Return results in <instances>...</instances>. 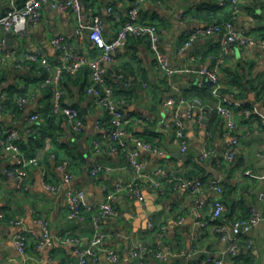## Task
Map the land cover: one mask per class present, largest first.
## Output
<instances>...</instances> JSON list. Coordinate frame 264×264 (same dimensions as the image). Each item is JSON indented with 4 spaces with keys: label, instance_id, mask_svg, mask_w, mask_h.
<instances>
[{
    "label": "crops",
    "instance_id": "obj_1",
    "mask_svg": "<svg viewBox=\"0 0 264 264\" xmlns=\"http://www.w3.org/2000/svg\"><path fill=\"white\" fill-rule=\"evenodd\" d=\"M6 1L0 0V13ZM132 1L81 0L80 18L70 11L44 5L41 20L27 23L23 39L13 32H0V41L4 40L10 49L19 53L41 52L53 66L58 62L51 41L57 36L66 39L70 52L95 57L100 52L89 39V30L81 27L89 26L93 18L99 16L104 25V37L111 40L127 21ZM213 5L218 4L214 0H146L142 8L141 20L156 23L172 66L183 72L167 77L156 67L146 39L133 36L124 48L113 53L115 62L107 67L110 81L114 82L119 75L127 81V84L117 82L116 90L117 95L128 102L129 138H140L162 152L139 150L140 158L146 161V178L139 182L142 200L119 195L116 204L122 217H109L101 223L107 234L104 246L120 253L119 264H135L130 253L136 247L148 251L160 248L167 255L165 261L146 255L148 264H168L170 260H173L172 264H204L207 259L221 257L229 242L221 239L214 225L200 226L193 215L196 211L204 220L208 218L211 202L218 198L207 188L206 184L210 182L224 188L222 221L232 225L237 219L248 218L249 210L255 204L264 210L261 199L264 195V158L259 155L264 154V123L257 118L245 120L236 109L237 136L240 138L237 159L218 166L217 160L228 147L229 134L223 118L211 110L219 104L218 99L209 89L196 86L199 77L194 72L204 66L218 68L222 95L228 103L252 105L264 83V47L256 45L245 49L235 46L221 59L219 38L213 35L201 37L188 49L180 51L188 33L211 23L206 20V15ZM231 9L234 11L231 20L237 27H244L264 40V0H241L237 7L230 5L223 12ZM88 72L87 67L82 68L63 81L65 104L75 107L84 121L83 132L77 134L64 124L62 118L52 115L50 87L43 86L42 75L47 74L45 68L31 63L17 67L11 59L0 62V105L3 107L0 126L5 131L17 130L24 155L27 159H37V164L28 167V175L19 186L5 173L14 165L12 156L0 151V264H21L14 237L23 230L40 234V219L49 222L54 237L66 236L71 240L67 243L55 240L38 254L35 241L31 239L28 252L34 258L27 264H76L74 250L80 241L86 243L94 234L92 215L106 202L107 190L135 180L125 159L103 156L93 150V141L104 140L106 133L96 122L107 120V115L95 106L93 97L87 93ZM168 97L198 100L205 107L201 124L195 116L186 120L189 150L185 154L180 151L174 128L169 125L173 109L165 104ZM23 98L27 100L25 105L20 103ZM32 114L39 117L35 125L29 122ZM203 151L210 155L204 163L207 165L213 160L214 167L220 172L219 180L195 168V158ZM61 161H70L74 174L68 185L61 184V176L56 170ZM95 164L116 170L94 177L90 170ZM157 168L162 171L157 180L165 188L164 195L147 182L155 178ZM201 178L205 180L203 191L192 194L191 186L186 182L194 183ZM44 181L61 185V189L50 192L43 187ZM68 190L83 192V201L93 212L84 213L82 220H69ZM199 201H205L206 205L199 208ZM180 219H183L182 223H179ZM248 238L252 244L248 246V239H244L240 257L231 260V264H264V223ZM97 264L112 263L101 256Z\"/></svg>",
    "mask_w": 264,
    "mask_h": 264
},
{
    "label": "built area",
    "instance_id": "obj_2",
    "mask_svg": "<svg viewBox=\"0 0 264 264\" xmlns=\"http://www.w3.org/2000/svg\"><path fill=\"white\" fill-rule=\"evenodd\" d=\"M219 6L224 7L231 5L237 7L241 0H214ZM146 0H133L128 12V19L123 23L114 38L107 40L104 37V25L101 17L93 18L92 23L87 27L89 30V39L99 50L100 54L90 57L86 53L70 52L68 43L63 36H57L52 39L51 45L57 51V66H53L45 54L38 53H19L10 49L4 40L0 41V62L5 59H11L17 67L26 64H37L45 68L47 74H41L43 77V86L51 88V110L54 116L62 118L64 124L70 127L75 133L80 134L84 130V121L79 111L64 102L63 81L64 75H76L82 68L87 67L88 87L87 93L94 99L95 106L105 111L107 120L97 121V127L105 131L104 140H94L92 143L93 150L103 156H114L125 159L126 164L135 174V180L129 184H117L112 190H107L106 202L98 208L92 215V226L94 234L86 243L79 242L74 250L76 264H97L99 258L103 256L106 261L112 264H119L121 255L113 248L104 246L107 234L102 230L101 223L103 220L112 218H121L122 214L116 204L121 194H126L130 199L142 200L141 188L139 183L146 178L144 169L146 161L140 158L139 150L161 154L152 144L143 141L140 138H129L128 125L131 117L126 113L127 100L117 95V82L124 81L123 76H117L114 82L107 77L108 66L115 62L113 53L127 45L129 37H139L146 39L149 49L153 55L156 67L167 77L172 78L183 72L182 69L172 66L167 54L164 51L162 37L156 23L144 22L141 20L142 8ZM49 5L53 9H61L70 11L77 17H81L82 3L81 0H28L23 7H18L15 0H10V8L0 19V32H13L18 38L23 39L26 34L27 23L32 20L39 22L42 18V8ZM112 12V8H109ZM81 32V31H80ZM79 32V33H80ZM217 35L222 50L223 59L228 56L235 46L242 48H252L256 45L264 47V40L255 37L250 31L244 27H237L234 20L224 23H208L202 27H198L188 33L185 42L180 51L188 49L195 40L201 37ZM220 59V60H221ZM199 77L196 83L200 89H209L219 104L212 108L224 120L226 131L229 134V144L221 157L217 160V165L222 167L225 164H231L236 161L240 147V138L237 136V122L235 120L236 111L245 120L251 121L253 118L260 119L264 123V87L258 93L257 100L252 105H240L228 103L223 97V84L216 67L204 66L194 71ZM127 84V81H124ZM20 103L25 105L26 99H21ZM165 104L173 109V114L169 125L174 128L175 140L179 145L182 153H187L189 145L186 137V120L195 116L198 123L204 120L205 107L196 100L190 101L184 97L174 98L168 97ZM228 104L233 106H228ZM0 105V112L2 111ZM237 109V110H236ZM38 115H30L29 122L32 125L37 124ZM104 126V128H102ZM134 146V147H132ZM4 151L11 155L14 160L12 168L5 171L7 175L12 177L20 186V183L28 175V167L37 164V159H27L21 150L19 144V133L15 129L5 131L0 126V151ZM264 158V154H259ZM209 153L203 151L199 154V160L209 158ZM56 170L61 176V184L68 185L74 179L70 161H61L57 163ZM116 170L113 167L103 164H95L90 174L98 176L102 173H110ZM162 173L160 168L154 172L155 178L147 182L151 188L156 189L160 195H164L165 188L157 180ZM186 185L191 186L192 194L201 193L205 184L198 179L194 183L187 181ZM207 188L212 190L218 198L211 202V212L207 219L204 220L200 212H193L200 226L206 227L209 224L214 225L215 232L219 234L223 241H228L229 246L223 251L222 256L216 259H207L204 264H231V260L237 258L241 251V242L248 239V246L252 244L248 238L251 232L264 223V210L259 205H254L249 210V216L246 219H237L232 225L222 221L225 205L221 199L224 188L218 183L210 182L206 184ZM43 187L53 193L61 189V185L43 182ZM68 199V218L69 220H82L84 213H92V208L85 205L84 195L81 191H67ZM264 200V195L261 197ZM205 201H199L198 207L203 208ZM1 214V210H0ZM180 219L179 223H182ZM41 227V233L37 234L32 231L23 230L15 235L14 245L20 256L21 264H27L34 257L28 252L29 241H35V248L38 254L53 244L55 240L67 243L71 239L66 236L54 237L51 233L49 222L46 219L38 221ZM152 227V226H151ZM164 231L162 230L161 233ZM146 255L154 256L158 261H165V255L160 248L153 250H145L136 247L131 253L130 258L135 264H148Z\"/></svg>",
    "mask_w": 264,
    "mask_h": 264
},
{
    "label": "trees",
    "instance_id": "obj_3",
    "mask_svg": "<svg viewBox=\"0 0 264 264\" xmlns=\"http://www.w3.org/2000/svg\"><path fill=\"white\" fill-rule=\"evenodd\" d=\"M26 2H27V0H17L16 1V4L19 5V7H23ZM228 6H230V5H227V6H224V7H221L219 5H213L212 8L210 9L211 12H208V14L206 15V20L209 21V22H211V23H213V22L224 23V22L230 21L231 18H232V16H233V13H234L233 9H231L229 12H223V11H226L225 8H228ZM219 12H221L220 13L221 16L219 15ZM222 12L225 13V14H223ZM64 77L65 78H70L71 76L68 75V74H65ZM263 87H264V83L262 84V88ZM48 89H49L48 91H50L49 93H50V99H51V97H52V91H51V88H48ZM261 90L258 93H260ZM35 128H36V126H35ZM195 168L197 169L198 172H204V170L198 164H196V167ZM192 175L195 176V173L193 172ZM188 179H191L190 176H189ZM200 180H202L203 182H205V180L203 178H201ZM239 257H240V255L237 258H235V260H237Z\"/></svg>",
    "mask_w": 264,
    "mask_h": 264
},
{
    "label": "water",
    "instance_id": "obj_4",
    "mask_svg": "<svg viewBox=\"0 0 264 264\" xmlns=\"http://www.w3.org/2000/svg\"><path fill=\"white\" fill-rule=\"evenodd\" d=\"M10 8V1H6L3 5L2 11L0 13V19L3 18L5 11ZM196 164H198L206 173V176H213L216 180L220 179V172L214 167L213 160L210 161L207 165L199 160V155L195 158ZM138 201V199H136ZM173 260H170L168 264H172Z\"/></svg>",
    "mask_w": 264,
    "mask_h": 264
}]
</instances>
